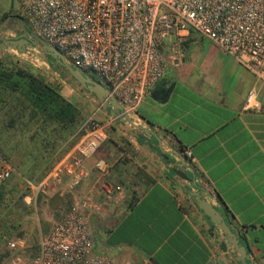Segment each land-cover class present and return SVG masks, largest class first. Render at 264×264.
<instances>
[{"label":"crops","instance_id":"0c3cea01","mask_svg":"<svg viewBox=\"0 0 264 264\" xmlns=\"http://www.w3.org/2000/svg\"><path fill=\"white\" fill-rule=\"evenodd\" d=\"M164 54V74L130 117L133 124L112 122L84 160L88 176L70 190L49 189L71 200L89 191L100 182L93 163L103 158L105 181L122 190L111 199L95 197L102 204L90 219L95 252L129 248L133 264H235L236 253L191 195L205 185L209 193L201 198L245 244L247 264H264V111L243 109L251 89L264 107V82L191 30L174 56L169 49ZM106 115L109 108L98 120ZM180 147L189 149L192 171Z\"/></svg>","mask_w":264,"mask_h":264},{"label":"built area","instance_id":"2783aa9c","mask_svg":"<svg viewBox=\"0 0 264 264\" xmlns=\"http://www.w3.org/2000/svg\"><path fill=\"white\" fill-rule=\"evenodd\" d=\"M13 28L36 42L43 40L73 68L94 76L104 99L113 98L122 108L120 114L99 121L95 115L104 107L96 102L79 123L74 142L37 181L24 179L26 203L34 204L37 195L51 187L65 184L70 190L88 176L84 160L104 141L106 128L115 119L135 114L163 76L168 64L160 48L164 40V51L174 56L188 31H195L264 82V0H26ZM243 109L264 111L254 90L246 93ZM178 152L192 171L189 149ZM93 168L99 184L74 197L32 248L23 236L6 238V250L15 253L9 264H133L94 251L90 219L102 212L95 197L111 199L122 188L105 181L107 160L96 159ZM12 173V166L1 161L0 179ZM200 187L204 195L209 193L205 185Z\"/></svg>","mask_w":264,"mask_h":264},{"label":"rangeland","instance_id":"374dc122","mask_svg":"<svg viewBox=\"0 0 264 264\" xmlns=\"http://www.w3.org/2000/svg\"><path fill=\"white\" fill-rule=\"evenodd\" d=\"M25 1L0 0V39L9 37L8 34L16 35V32H7V28L16 26L18 13ZM166 44L167 40H164L160 46L162 53ZM39 50L27 49L21 54L11 49H0V58L15 61L24 67L29 66L36 74L43 76L45 80L57 84L62 95L79 109L80 120L89 115L96 104L92 94L82 89L63 71L54 67L52 65V63L56 64L54 57L43 54ZM100 111L96 113L95 117L102 120ZM2 120L3 117L0 115V126ZM117 120L119 119L113 121L114 124L117 123ZM0 151L3 152L0 153V162L5 161L13 168V173L7 179H0V183L11 190V194L6 195L4 204L0 208V264H9L15 253L6 250V238L23 236L32 248L45 228L48 229L54 221L62 217L68 204L65 199H62V196L57 193L52 194L51 189L37 195L34 204L26 203L20 196L23 192L24 194L27 193L23 184L24 179L37 181L48 168V165L51 164V159L48 157L49 153L42 154V158L39 159L40 154L37 152V147L27 139L26 134L17 132L13 134L11 131L3 130L0 127ZM4 156L5 158H3ZM55 195L57 198H54ZM102 251L105 252L103 249ZM102 251L99 250L98 252L102 253ZM104 254L113 257L117 262L125 260L133 262V258H135L133 256L135 253L131 254V250L125 247L106 251Z\"/></svg>","mask_w":264,"mask_h":264},{"label":"trees","instance_id":"16d2710c","mask_svg":"<svg viewBox=\"0 0 264 264\" xmlns=\"http://www.w3.org/2000/svg\"><path fill=\"white\" fill-rule=\"evenodd\" d=\"M52 65L66 74L64 68ZM0 115L3 117L0 126L3 130L26 134L37 147L39 159L42 154L49 153L51 164L70 146L80 122L79 109L62 95L57 84L45 80L29 66L24 67L5 58H0ZM10 191L0 183V208ZM23 195L24 192L20 194L21 197ZM61 196L68 209L71 198L67 193Z\"/></svg>","mask_w":264,"mask_h":264},{"label":"water","instance_id":"95a60500","mask_svg":"<svg viewBox=\"0 0 264 264\" xmlns=\"http://www.w3.org/2000/svg\"><path fill=\"white\" fill-rule=\"evenodd\" d=\"M0 49H11L18 53H24L27 49H41L39 50L41 53L54 57V62L58 66L64 68L66 74L71 77L82 89L90 92L98 103H100L103 107L109 108L111 114L118 115L122 111L121 106L115 101V99H104V89L98 81L93 80L89 76L80 72L78 69L73 68L64 61L62 56L54 47L47 45L43 40L38 39L36 42L23 34H17L15 36L6 37L5 39H0ZM120 120H126L130 124H133L129 117H120ZM171 170L176 175L186 178V175L181 170L176 168ZM191 195L194 197L195 204L201 212L213 225L219 228L226 240V245L230 246L236 253L235 264H247V247L244 243L240 242V237L230 229L228 223L222 219V216L218 213V211L206 199L201 198L203 195L201 190L191 192ZM221 247H225L224 242L221 243Z\"/></svg>","mask_w":264,"mask_h":264}]
</instances>
